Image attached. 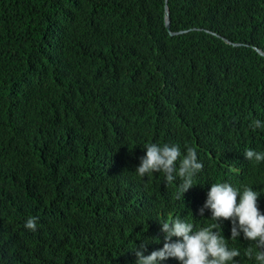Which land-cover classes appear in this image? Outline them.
I'll return each mask as SVG.
<instances>
[{"label": "trees", "instance_id": "1", "mask_svg": "<svg viewBox=\"0 0 264 264\" xmlns=\"http://www.w3.org/2000/svg\"><path fill=\"white\" fill-rule=\"evenodd\" d=\"M256 48L264 52V0H0V264H136L140 244L146 256L163 248L162 220L184 217L177 189L161 201L156 180L130 188L134 165L70 175L63 133L87 116L133 160L153 143L188 144L204 165L200 191L252 188L264 214V161L244 155L264 152V127H250L264 122ZM32 72H42V92L24 81ZM21 166L51 169L62 200L36 197L12 215L7 191L29 177ZM211 224L204 213L194 228ZM220 224L250 264L255 246Z\"/></svg>", "mask_w": 264, "mask_h": 264}, {"label": "clouds", "instance_id": "2", "mask_svg": "<svg viewBox=\"0 0 264 264\" xmlns=\"http://www.w3.org/2000/svg\"><path fill=\"white\" fill-rule=\"evenodd\" d=\"M23 78L26 83L42 92V72H32ZM250 127L262 128L264 122L254 120ZM62 141L65 151L72 156L70 175L85 169L92 172L97 169L106 174L107 164H126L131 171L134 165L136 175L130 181V188L143 179H152L161 185L158 200H170L176 189L182 195L180 208L184 217L170 219V215L169 221L162 220L164 223L161 224V231L165 241L163 248L146 256L144 253L147 243L140 244L138 249L135 248L136 264H161L169 258L178 260L180 264H242V252L237 248H230L221 234L222 220L232 222L231 240L242 238L250 246H255V255L250 264H264V214L257 203L260 195L249 187H244L241 194L229 182L211 183L200 191L197 180L204 165L195 148L185 144L186 152H182L184 149L178 144L160 146L153 143L146 146V152L140 150L133 160L126 152L118 149L116 143L106 138L103 129L94 128L89 116L66 129ZM244 155L249 161H264V152L248 149ZM140 158L138 165L137 160ZM19 170L28 173L29 177L24 181L14 182L7 191L13 206L12 215L22 214L36 197L62 200L61 185L51 169L21 166ZM204 213L212 224L195 229L198 218ZM98 217L102 218L101 215ZM103 219L108 220L106 216ZM109 220L110 224L103 222L119 227L124 219ZM25 227L36 231L37 218L29 217ZM173 237L182 240L172 242ZM246 254L250 258L253 256L252 247L246 250Z\"/></svg>", "mask_w": 264, "mask_h": 264}, {"label": "water", "instance_id": "3", "mask_svg": "<svg viewBox=\"0 0 264 264\" xmlns=\"http://www.w3.org/2000/svg\"><path fill=\"white\" fill-rule=\"evenodd\" d=\"M166 3H168V0H166ZM165 24H166V28L168 29V31L170 32L171 36L177 35L179 33H174L171 31V18H170V10L168 5H166V16H165ZM181 33V32H180ZM225 41H227V43H230L228 40L225 39ZM236 45V44H234ZM257 52L262 55L264 57V52L261 51L260 49L256 48Z\"/></svg>", "mask_w": 264, "mask_h": 264}, {"label": "bare ground", "instance_id": "4", "mask_svg": "<svg viewBox=\"0 0 264 264\" xmlns=\"http://www.w3.org/2000/svg\"><path fill=\"white\" fill-rule=\"evenodd\" d=\"M54 40V39H53ZM55 42V41H54ZM45 50V49H44ZM259 202V201H258ZM259 205V204H258ZM262 205H264V204H262ZM260 208V207H259ZM261 210V209H260ZM263 210V209H262ZM263 212V211H262ZM208 218V217H207ZM206 220V219H205ZM209 220V219H208ZM230 221V220H229ZM224 222H226V221H224ZM206 224V223H205Z\"/></svg>", "mask_w": 264, "mask_h": 264}]
</instances>
